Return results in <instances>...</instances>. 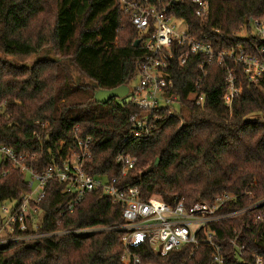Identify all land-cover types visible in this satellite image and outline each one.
Masks as SVG:
<instances>
[{
	"label": "trees",
	"instance_id": "obj_1",
	"mask_svg": "<svg viewBox=\"0 0 264 264\" xmlns=\"http://www.w3.org/2000/svg\"><path fill=\"white\" fill-rule=\"evenodd\" d=\"M209 20L185 16L221 51L258 55L264 41L252 33V20L264 17V0H209ZM247 30L246 37L238 34ZM220 30V34L212 32ZM202 38V33L196 34ZM142 38L117 0H0V145H7L25 161L45 168L76 149L74 137L92 136L91 157L85 167L94 177L119 178L116 156L126 152L137 159L123 184L136 185L140 197L167 203L182 200L213 204L218 196L235 195L221 212L262 201L252 214H241L213 225L229 255L228 264H254L252 253L264 264V235L253 217L264 214V77L251 81L243 65L225 58L206 66L200 83L204 105L188 98L200 78L202 57L191 54L172 70L174 91L182 106L179 117H166L141 139L129 137V117L140 113L130 99L96 103L94 88L129 85L146 55ZM52 50L56 59L43 57ZM37 55L33 64L21 63ZM79 72L80 83L73 75ZM234 73L242 93L225 105L227 74ZM82 79L88 81L84 82ZM77 127V129H75ZM30 190L26 176L11 162H0V205ZM41 203V231L100 228L73 235H57L26 243L0 245V264H121L122 208L101 190L89 193L76 208H66L71 195L64 184L48 181ZM240 231L238 260L230 243ZM264 231V229H263ZM141 264H209L210 248L184 246L166 254L144 247Z\"/></svg>",
	"mask_w": 264,
	"mask_h": 264
},
{
	"label": "built area",
	"instance_id": "obj_2",
	"mask_svg": "<svg viewBox=\"0 0 264 264\" xmlns=\"http://www.w3.org/2000/svg\"><path fill=\"white\" fill-rule=\"evenodd\" d=\"M122 13L127 16L132 26L141 34L140 45L146 50L145 57L138 62L134 85L129 89V99L140 109V113L129 117V137L141 139L150 135L156 124L162 121V112L171 117H179L182 102L174 91L172 70L174 65L186 64L191 54L202 57L198 64L200 78L196 89L188 98L196 105L202 106L205 95L200 91V83L207 73L206 66L217 62L223 64L227 57L243 65L248 78L258 83L264 77V48L258 55L235 52L231 49L221 51L210 42L199 27L185 16L188 13L203 25L209 20V0H117ZM255 34L264 41V17L252 20ZM220 34V30H212ZM202 33V38L196 34ZM234 72L227 74V92L224 95L225 105L231 107L235 97L242 93L237 85ZM132 80V81H133ZM77 129V127L75 128ZM76 149L60 160H53L39 170L25 161L7 145H0V162H11L26 176L30 190L21 194L18 199L4 200L0 205V245L9 243H26L57 235H79L100 228H79L57 231H41V203L45 197V186L48 181L64 184V192L71 195L67 212L74 213L85 197L95 191L102 194L111 203L121 206L123 223L113 230L122 232L124 252L121 264H141L139 251L144 247L166 254L184 246L197 250L206 246L211 250L209 264H228L229 255L218 232L213 225L225 219L241 214H252L263 202L227 212L221 209L234 200L235 195L226 193L218 196L213 204L196 202L186 206L182 200L174 203L157 197L142 199L140 189L135 185L123 184L121 177L135 167L136 158L125 152L117 155L121 165L120 177L113 179L94 177L86 170V161L91 157L92 136L74 137ZM259 236L264 235V214L253 217V226ZM235 236L230 243L234 246L236 257L241 258L242 247L238 244L240 231H233ZM254 264H263V258L251 254Z\"/></svg>",
	"mask_w": 264,
	"mask_h": 264
},
{
	"label": "water",
	"instance_id": "obj_3",
	"mask_svg": "<svg viewBox=\"0 0 264 264\" xmlns=\"http://www.w3.org/2000/svg\"><path fill=\"white\" fill-rule=\"evenodd\" d=\"M141 43L140 39H137L134 43V46L137 47ZM91 85L96 88L94 93V100L96 103L106 104L112 99L115 98H125L129 94V85L123 84L113 89H102L98 88V84L96 82L91 81Z\"/></svg>",
	"mask_w": 264,
	"mask_h": 264
},
{
	"label": "rangeland",
	"instance_id": "obj_4",
	"mask_svg": "<svg viewBox=\"0 0 264 264\" xmlns=\"http://www.w3.org/2000/svg\"><path fill=\"white\" fill-rule=\"evenodd\" d=\"M253 30H252V33L253 34H255V30H254V28H252ZM240 37H246L248 34H247V30H245V29H243L239 34H238ZM141 40V39H140ZM56 54L50 49V50H47L46 52H44L43 54H42V56L43 57H49V58H53V59H56L57 57L55 56ZM38 58V56L37 55H32V56H30V58L29 59H25V60H23L21 63H26V64H29V65H31V64H33L34 63V61L36 60ZM73 75H74V77L76 78V80H77V82L78 83H80V81H81V76H80V74H79V72L78 71H76V70H73ZM82 81H84V82H87L88 83V81L87 80H85V79H82ZM91 81H89V83H90ZM134 83H135V81L133 80V81H131V83L129 84V89H130V87H132L133 85H134ZM91 84V83H90ZM242 89V88H241ZM129 98V94H128V96H126L125 98H120V99H118L119 101H123V99H128ZM166 117H171V116H169L167 113H166V111H164V112H162V121L160 122V123H162L163 121H164V119L166 118ZM175 118H177V117H175ZM256 118H261V119H264V113L263 114H259V115H257L256 116ZM159 123V124H160ZM130 124V123H129ZM157 125L158 124H156V126L154 127V129L157 127ZM129 133H130V130H129ZM126 153V152H125ZM128 154V153H127ZM130 155V154H129ZM132 156V155H131ZM135 157V156H134ZM136 158V157H135ZM116 160H117V156H116ZM118 162V161H117ZM136 162H137V159H136ZM135 166H136V164H135ZM136 186V185H135ZM138 187V186H137ZM139 188V187H138ZM229 194H232V193H229ZM154 197V196H153ZM201 247H204V246H201ZM200 248V247H199ZM198 248V249H199ZM197 249V250H198Z\"/></svg>",
	"mask_w": 264,
	"mask_h": 264
}]
</instances>
